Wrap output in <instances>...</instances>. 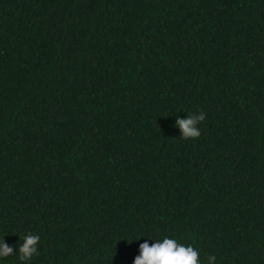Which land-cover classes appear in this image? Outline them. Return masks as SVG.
<instances>
[{"label": "trees", "instance_id": "obj_1", "mask_svg": "<svg viewBox=\"0 0 264 264\" xmlns=\"http://www.w3.org/2000/svg\"><path fill=\"white\" fill-rule=\"evenodd\" d=\"M165 236L264 264V0H0V264H133Z\"/></svg>", "mask_w": 264, "mask_h": 264}, {"label": "clouds", "instance_id": "obj_2", "mask_svg": "<svg viewBox=\"0 0 264 264\" xmlns=\"http://www.w3.org/2000/svg\"><path fill=\"white\" fill-rule=\"evenodd\" d=\"M205 113L188 114L184 118H177L176 126L179 127L183 139L199 138L201 135L197 125L205 119ZM21 239V237H20ZM40 236L29 232L23 236V243L19 244L18 253L21 261H28L38 254ZM16 250L4 239L0 241V258H6ZM216 257H208V264H214ZM133 264H201L200 253L192 245H184L173 238L165 236L163 240H154L149 244L144 241L139 245V254L135 256Z\"/></svg>", "mask_w": 264, "mask_h": 264}]
</instances>
